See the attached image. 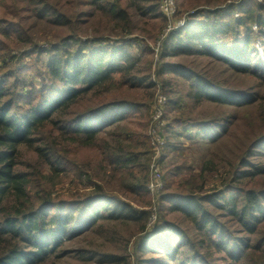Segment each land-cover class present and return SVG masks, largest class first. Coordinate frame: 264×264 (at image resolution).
Masks as SVG:
<instances>
[{"label":"trees","instance_id":"trees-1","mask_svg":"<svg viewBox=\"0 0 264 264\" xmlns=\"http://www.w3.org/2000/svg\"><path fill=\"white\" fill-rule=\"evenodd\" d=\"M23 1L0 0V68H8L0 78V264H54L65 241L99 223L118 221L138 223L142 235L135 247L138 252L158 251L174 264L178 259L191 263L185 254L188 248L174 240L182 237V228L167 218L171 213H179L200 233L202 238L186 243L196 247L199 251L193 254L203 260L209 255L200 249L210 248L224 254L219 258L223 264H244L242 259L249 254L264 264V92L223 84L187 64L164 61L208 58L264 85V58L254 45L255 38L264 43L263 6L254 0L242 1L236 8L222 6L226 0H198L210 5L206 18L190 15L183 27L161 42L157 76L172 73L184 78L186 91L181 94L170 80L161 81L167 95L161 159L169 156V160L163 166L157 222L148 232L149 209L133 203L147 207L151 201L146 185L154 84L140 65L149 62L145 56L152 52L143 44L134 55L130 47L140 39L136 35L154 43L165 28L158 0H68L71 14L57 10L53 0H37L35 9L43 11V18L51 15L55 24L69 26L47 48L30 36ZM175 2L185 10L193 7L191 0ZM97 14L111 24L102 31H109L113 40L98 28L83 34L84 17ZM45 54L37 86L26 82L21 69H13L21 58L33 56L38 64ZM137 90L146 92L143 100L119 97ZM183 98L191 102L189 109L206 102L235 112L192 117ZM250 107L257 112L255 120L245 119L249 134L240 153L228 160L221 182L206 187L207 176L219 173V167L201 155L198 175L186 174L191 169L184 156L186 142L220 145L233 136L237 112ZM47 126H52L49 135L36 138ZM22 145L36 153L40 164L35 171L19 168ZM86 152L89 160L84 158ZM67 181L75 187L59 194L57 186ZM106 186L113 187L116 195ZM111 199L116 200L112 207ZM207 205L218 209L220 217L234 220L238 231L248 236L237 238L233 246L225 236V222ZM117 260L114 254L98 258L100 263Z\"/></svg>","mask_w":264,"mask_h":264},{"label":"rangeland","instance_id":"rangeland-1","mask_svg":"<svg viewBox=\"0 0 264 264\" xmlns=\"http://www.w3.org/2000/svg\"><path fill=\"white\" fill-rule=\"evenodd\" d=\"M242 1L248 0H226L222 6L227 7L229 4H233L232 6L238 5V3ZM37 0H24L22 4H27V9L23 13V20L24 23L28 27V32L30 36L36 41L37 45L42 46L43 48H47L51 42L57 41L59 37L67 33L69 31L68 25H58L51 20V15H46L44 18L41 16L43 11L35 9L38 8L36 5ZM254 2L260 4L264 8V0H254ZM192 8L183 9L176 4L177 10L176 14L168 20V25L173 26L178 20L183 19L186 23L187 19L190 15L196 13V19H204L206 18V9L209 8V4L200 3V1L191 0ZM53 5L63 13H72L73 7L68 3V0H53ZM87 9L86 7H82ZM233 16H238V13L233 10ZM46 14H50L48 11ZM262 18H264V10L262 12ZM86 23L82 26V31L84 35H91L93 34L94 28H98L102 31V29H107L111 27V24H107V20L100 15H96L94 18L92 17H84ZM167 23V22H166ZM184 23V24H185ZM184 26V25H183ZM181 26V27H183ZM179 27V28H181ZM164 29V28H163ZM251 29L256 31L258 27L255 24H251ZM176 29H172L168 31L165 35L163 30L158 36L157 41L151 43L146 41L140 35H136L138 38H142L130 47V52L134 55L139 54V48L143 47V44H147L149 50L152 52L151 55H146L145 58L149 60L148 63L142 62L141 68L146 69L147 75L149 79L154 84L153 88V95L151 98V107L149 108V112H151L152 107L154 106V102L156 100V96L162 95L165 98L167 95L162 90L161 81L162 80H170L173 83L174 90H178L181 94H184L186 91L185 86V79L181 77H177L172 73H168L164 76H157V70L160 68L161 65V42L165 37L172 31ZM165 31V30H164ZM105 32L104 36L110 37V40L113 36L112 34L108 33L109 31H102ZM107 33V34H106ZM163 33V34H162ZM164 36V37H163ZM113 40V39H111ZM106 44H111L110 41H105ZM121 43V42H120ZM254 45L258 53L261 57L264 58V43L255 38ZM15 54V51L10 52L9 55ZM18 53H16L17 55ZM46 54L42 56L40 62L36 64L34 58L24 57L19 59L16 65V68L13 69H21L23 72L22 77L26 78V82H32L34 86H37L40 83L41 78L38 76L39 72H41V64L44 59H46ZM149 56V57H148ZM31 59V60H30ZM166 62H173V63H184L190 67L197 68L201 72L213 77L214 79L218 80L223 84L232 85L239 88H248L251 91L256 92H264V85L262 81L251 77L249 75H236L229 71L226 66L220 62L212 61L208 58L198 57V56H180L178 58H170L167 57L164 59ZM25 64H28L29 67H26ZM1 67V65H0ZM39 67V68H38ZM8 68H0V78H3L5 71ZM38 73V74H37ZM119 78V77H117ZM7 80H12L11 77H8ZM115 92V91H113ZM117 95V93H114ZM135 94V96H134ZM146 94L145 91L137 90L134 93H120L119 97L129 98V100H143V97ZM122 95V96H120ZM118 96V95H117ZM167 99V98H166ZM166 101L163 104L162 114L164 112V106ZM90 103H87V105ZM182 104L186 106V110L188 115L192 117L196 116H208V115H218L224 112L231 110L226 106H217L211 103H200L189 109L187 107L191 106V102L189 99L183 98ZM190 111V112H189ZM231 112H235V110H231ZM239 115V120L237 121L236 126L232 128L233 136L229 138H225L220 145H209L207 147L202 146L200 143L197 145L190 146L189 141L186 142L187 147L184 150V156L186 157L187 164L191 166L189 171H185L186 174H192V177H195L199 173V163H200V155L205 156L206 160L209 158L213 160L214 164L219 167V173L211 174L207 176V183L206 187H212L213 185H218L221 182L222 177L226 174V170L229 168L228 160H233L237 154L240 153L242 143L246 140V136L249 134L247 127L245 125L246 121H254L256 117V111L254 108H246L241 109L237 112ZM243 116V117H242ZM163 117V116H162ZM151 120V119H150ZM164 125L161 129V133L163 136V129L165 126V119L163 118ZM151 124V122H150ZM52 126H47L44 128L40 133L35 135L36 138L44 139L50 133V129ZM150 125L148 128L149 137L151 133H149ZM165 137L163 136V140ZM50 140V138H48ZM53 140V139H52ZM165 141V140H164ZM35 144H38L37 142ZM151 146V144H150ZM192 147V148H191ZM162 151L163 148L159 149V157H155V152L151 146V154L148 160V169L151 163H156L158 166V170L160 172V176L162 178L163 174V166L168 162L169 156L162 160ZM90 153H84V158L89 160L91 158L89 156ZM20 162L19 168L26 169L29 168V171H35L36 168L39 167V160L37 159L36 153L31 147H27L25 145L20 146ZM148 179H153L148 174ZM264 182V179L262 180ZM163 184V181H162ZM86 189L90 190L91 186L89 184H85ZM75 185L70 182H64L63 185L57 186V190L59 194H66V192L74 188ZM106 190L114 192V188L111 186H106ZM161 191V190H160ZM160 191L157 192L155 190L149 191V198H150V205L147 207H143L142 205H137L133 203L134 206L137 208H148L150 211V216L148 222L146 224V230L150 232L153 229V226L157 222V212H158V197ZM115 194V192H114ZM116 195V194H115ZM117 198V197H116ZM120 199V197H118ZM110 206L112 207L116 200L111 199ZM208 206V205H207ZM209 207V206H208ZM212 214L216 215L217 217L223 216L219 210L209 207ZM219 213V214H218ZM167 218L179 225L182 228V237L176 236L174 240H181L188 249L185 251V254L188 255L187 258L191 259V263L185 262V259H178L175 262H179L177 264H223L222 260L219 259L224 254L215 253L212 249L204 248L200 249L201 252L205 254L208 253L209 257L203 258L198 257L193 254L195 251H199L193 245H189L186 243L187 239H200L202 238L200 233H197L193 225L187 221L184 217H182L179 213H171L167 215ZM222 222H225V236L231 240L232 245L237 244V238L241 239L242 237L248 236L247 232L238 231L239 225L234 222V220L230 219L229 217H220ZM100 225H96L92 230L86 229L78 234H76L72 239L67 240L63 243V245L58 250L57 254L60 256L56 259L54 264H174L172 261H168L165 259L163 253H159L158 251H141L138 252L135 248L137 244L140 243L141 240V232L138 223L135 222H103L99 223ZM240 232V233H239ZM258 235H255V239L257 240ZM186 243V244H185ZM107 254H114L117 256L118 260L115 262H106L100 263L98 258H103ZM89 256V257H88ZM91 257V259H89ZM245 257V256H244ZM249 258H243L242 263L244 264H259L260 259L257 258L254 254H249ZM144 259V261H143Z\"/></svg>","mask_w":264,"mask_h":264},{"label":"built area","instance_id":"built-area-1","mask_svg":"<svg viewBox=\"0 0 264 264\" xmlns=\"http://www.w3.org/2000/svg\"><path fill=\"white\" fill-rule=\"evenodd\" d=\"M158 8L159 11L166 18V22H167L165 28L163 29L164 35L168 31L172 29H178L179 27L184 25L185 22L183 19L178 20L173 26L168 25V20L173 18V16L176 14L177 7L175 0H158ZM165 100L166 98L162 95L156 96L154 106L152 107V110L150 112L151 124H150L149 133L152 132L150 136V144L155 152V157H157V159L159 157L158 151L164 145L161 129L164 125L162 110ZM148 174L153 178V179H148L147 181L146 187L148 191L155 190L159 192L162 189L163 184H162V178L160 176V172L158 170V166L156 165L155 162L150 164L148 169Z\"/></svg>","mask_w":264,"mask_h":264}]
</instances>
